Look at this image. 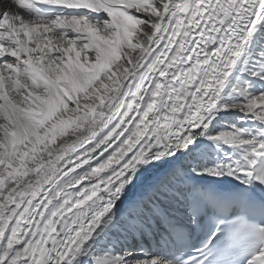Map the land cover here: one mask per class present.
Returning <instances> with one entry per match:
<instances>
[{"label": "snow or ice", "instance_id": "6c2138e0", "mask_svg": "<svg viewBox=\"0 0 264 264\" xmlns=\"http://www.w3.org/2000/svg\"><path fill=\"white\" fill-rule=\"evenodd\" d=\"M0 264H264V0H0Z\"/></svg>", "mask_w": 264, "mask_h": 264}, {"label": "bare ground", "instance_id": "6f19581e", "mask_svg": "<svg viewBox=\"0 0 264 264\" xmlns=\"http://www.w3.org/2000/svg\"><path fill=\"white\" fill-rule=\"evenodd\" d=\"M151 179V176L150 175H146L144 178H143V183H147L149 180ZM134 193H132L131 195H134Z\"/></svg>", "mask_w": 264, "mask_h": 264}]
</instances>
